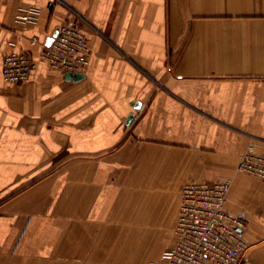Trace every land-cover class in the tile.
<instances>
[{
	"label": "crops",
	"instance_id": "crops-1",
	"mask_svg": "<svg viewBox=\"0 0 264 264\" xmlns=\"http://www.w3.org/2000/svg\"><path fill=\"white\" fill-rule=\"evenodd\" d=\"M71 18L80 79L41 57ZM13 49L37 63L21 84L3 76ZM251 142L264 0H0V264H167L183 187L227 179L243 264H264V180L237 170Z\"/></svg>",
	"mask_w": 264,
	"mask_h": 264
},
{
	"label": "built area",
	"instance_id": "built-area-1",
	"mask_svg": "<svg viewBox=\"0 0 264 264\" xmlns=\"http://www.w3.org/2000/svg\"><path fill=\"white\" fill-rule=\"evenodd\" d=\"M28 21L35 13L23 11ZM77 18L64 21L53 42L41 57L53 69L84 73L90 62L91 46ZM35 41V39H34ZM14 47L16 42L9 41ZM36 61L26 51L13 49L3 58L4 79L13 84L32 77ZM237 170L264 180V143L251 142L241 154ZM231 179L192 181L181 192L180 212L175 226V244L165 254L167 264H243L249 248L247 222L227 209Z\"/></svg>",
	"mask_w": 264,
	"mask_h": 264
},
{
	"label": "water",
	"instance_id": "water-1",
	"mask_svg": "<svg viewBox=\"0 0 264 264\" xmlns=\"http://www.w3.org/2000/svg\"><path fill=\"white\" fill-rule=\"evenodd\" d=\"M58 32H59V29H58ZM56 34H58V33H56ZM67 75H68V78H75V79H80V78L84 77L83 73H72V72H69V73H67Z\"/></svg>",
	"mask_w": 264,
	"mask_h": 264
}]
</instances>
